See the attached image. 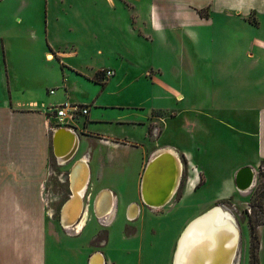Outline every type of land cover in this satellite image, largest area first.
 <instances>
[{"label": "crops", "instance_id": "crops-1", "mask_svg": "<svg viewBox=\"0 0 264 264\" xmlns=\"http://www.w3.org/2000/svg\"><path fill=\"white\" fill-rule=\"evenodd\" d=\"M170 7L167 3L145 0H138L136 4L128 0H57L46 6L44 36L41 37H45L47 46L29 53L32 55L29 62L16 63V57L6 53L5 63H0V130L8 135L11 143L7 147L16 152V157L0 164V264H48L46 243L49 238L60 239L56 240L50 229L55 226L53 218L46 221L44 217L45 130L51 131V147L53 130L66 127L75 133L78 140L76 152L80 151L79 159L84 160L89 169L88 182L94 173L93 164L95 174L101 180L115 170L125 169L130 175L134 174L138 194L147 154L143 153L140 160L134 157L140 144L135 136L122 129L129 124H143L145 117L156 138L164 129L166 134L170 131L178 133L176 141H166L155 147L171 148L188 161L190 177L179 200L186 199L202 183L219 175L225 185L216 198L234 196V176L243 166L253 168L256 180L259 166L264 161V61L254 55L255 50L249 44L244 50L248 62L243 67L235 64L232 57L225 66L226 74L220 68V73L224 74H218L220 78H216L214 87L220 91L217 95L202 94L197 91L196 84L192 103L181 89L153 75L151 83L163 88L172 101L166 103V108L154 104L151 97L126 104L117 102L122 92L120 85L132 84L127 80L128 74L123 72L137 66L140 37L152 41L157 36L166 39V14L171 23H181L190 39L195 40L196 34L190 29L189 22H206L216 14L245 20L251 17L258 23L264 17V0H176V8ZM191 8H195V12ZM205 8L207 14L200 15L198 10ZM140 27L146 32L140 34ZM233 51L237 54L236 50ZM151 68L161 70L160 65ZM178 68L179 73H183L192 67ZM106 69L114 72L109 78H104ZM182 76L179 75L180 82ZM32 77L54 85L56 88H51L53 94L46 95L27 85L28 78ZM230 84L239 88L241 95H232L225 100L219 95ZM109 86L114 88L109 91ZM77 87L79 90L75 89ZM87 89L90 90L86 93ZM178 95L179 100L176 99ZM63 102L84 104L89 109L87 114L69 120L68 125L58 126L55 119L48 118L46 109ZM180 102L184 106L176 109L175 105ZM108 110L113 112L107 115ZM99 122L115 124L118 129H93L90 126ZM236 157L243 159L235 161ZM65 180L70 188L69 178ZM92 186V200L102 197L105 190L109 191L110 199L98 198L96 205L91 204V215L86 209L75 231L72 226H59L57 222V227L75 237L64 239L72 243L70 251H74L76 264H90L95 254H83L89 237L97 230L96 224L86 230L93 216L99 218L106 211H112L107 218L108 224L99 218L100 222L111 227L119 217L116 213L124 215L126 209L120 210L119 207L117 210L115 191L97 186L95 182ZM98 203L103 204L100 206L104 211L99 210ZM126 212V218L133 217L128 216L131 214L128 208ZM263 231L264 226L260 235Z\"/></svg>", "mask_w": 264, "mask_h": 264}, {"label": "rangeland", "instance_id": "rangeland-1", "mask_svg": "<svg viewBox=\"0 0 264 264\" xmlns=\"http://www.w3.org/2000/svg\"><path fill=\"white\" fill-rule=\"evenodd\" d=\"M54 1L57 0H0V63H5L3 60H5V56L7 58L6 53L10 54L12 58L16 57V63L25 60L29 62L32 58L29 53L47 46L45 37L42 38L41 36H44L46 6ZM128 1L134 4L138 2V0ZM145 1H155L158 4L165 5L167 3L171 6L169 9L175 7L176 2V0ZM191 9L194 10L192 12H195V8ZM207 10V8L199 9L198 13L205 15ZM161 20L164 21L163 15ZM246 20L216 14L214 18L206 22H189L190 29L196 34L195 38L197 40H195L192 37L190 39L187 31L183 30L181 23H171L170 17L168 18L166 14V39L157 36L158 38L156 37L152 41L140 37L136 56L137 66L133 70L123 72L128 74L127 80L132 81V84L129 86L120 85L122 92L117 102L126 104L131 100L133 102L136 100L143 101L147 97H151L154 104L159 103L166 108V103L172 101L169 100L170 96L163 88L151 83L150 77L153 75L159 76L160 79L172 87L181 89L183 93L189 96L192 103L196 84H198L197 91L203 92L202 94L217 95L220 91L214 87L217 81L216 78H220L224 73L226 74L225 66L230 58L234 57L235 64L241 67L248 62L244 51L248 44L254 48V55L261 57V60L264 61V17L260 18L259 23L251 17L246 18ZM155 27L156 30H159L158 25H155ZM139 32L142 34L146 31L140 27ZM198 42L199 44L196 45ZM202 44L205 45L202 47ZM233 50H236L237 54ZM152 65H160L161 70L151 68ZM182 66L192 68L179 73L178 67ZM195 66H197V69H195ZM200 66H203V68ZM220 68L224 73H220ZM25 70L27 72V69ZM180 74L185 76V78L181 77V82ZM191 75L193 76L191 77ZM134 78L135 81H133ZM222 79L226 80L225 77H222ZM28 81L29 83L26 84L35 90L38 89L50 96L53 94L50 93V89L54 85L51 86L48 82L44 84L37 77L28 78ZM112 88L114 87L109 86V91ZM75 89L77 90L78 87ZM89 90L87 89L86 93ZM232 95L240 96L241 93L239 88L232 87L230 84V86L224 87L219 96L226 100ZM158 98H161V100ZM176 99L181 98L178 95ZM181 106H184V103L176 104L175 108ZM112 112L113 110H108L107 115ZM145 119L146 117L143 118V124L139 122L125 125L122 130H126L128 135L135 136L136 141L140 144L138 151L134 152V157L137 156L140 160L143 153H146L145 159L147 161L152 152L158 149L155 147L156 145L166 143V141H176L178 133L170 131L166 134L164 129L162 135L156 138L153 128H150V123ZM52 124L54 125V123ZM90 126L93 129L99 127L118 129L117 125L109 122L92 123ZM241 127H243V124H241ZM161 128H164V125H161ZM50 133L51 131L48 130L43 132L45 154L42 196L45 220L48 221L49 218H53L55 226L50 229L54 232L53 236L56 240L60 239L55 241L49 238L48 243H46L47 261L48 264H76L74 251H70L72 243L65 240L75 237L74 235L69 236L68 233L57 227V211L61 201L55 204L52 200L56 194H61L62 191L64 193L62 198L68 196L69 190L65 177L72 164L79 159L80 151L78 150L68 162L60 165L53 154ZM238 135L242 137V135ZM10 143L6 132L0 130V164L5 160L8 162L16 157V152L9 150L7 147ZM178 157L182 163L179 186L171 200L159 208H150L142 204L140 194L137 192L134 174L132 176L127 170L118 169L101 180L96 176V169L94 164L92 165L94 173L84 192V211L87 209V212L91 215V204H93L91 201L93 202L92 197L94 196L93 182L97 186L115 191L118 195V203L115 202L118 205L117 210L124 207L126 209L124 215L123 213H120V215L116 213V216L119 217L117 216L118 219L111 227L93 216L92 222L88 223L86 230L92 229L94 224H96L97 230L89 237L88 247L83 248V254L100 252L105 258V264H173L177 239L184 226L197 215H203L217 205L223 207L229 219H231L230 215L232 216L238 229V250L233 264H251V251L254 244L256 245L254 249L257 262L258 264H264V231L260 235V229L264 226V177L262 176L264 175V161L261 170L256 174L253 186L246 192L235 189L234 196L217 199V195L222 192L225 185L221 182V175H219L213 176L209 182L202 183L197 191L186 199L179 200L190 177V167L188 161L180 153H178ZM240 159L243 158L236 157L235 161ZM133 202L139 204V212L134 219H128L126 218V210ZM51 209L55 210V215L52 217H50ZM100 220L105 221L107 217L105 216L104 219L101 218ZM251 224L257 225L255 241L250 234Z\"/></svg>", "mask_w": 264, "mask_h": 264}, {"label": "water", "instance_id": "water-1", "mask_svg": "<svg viewBox=\"0 0 264 264\" xmlns=\"http://www.w3.org/2000/svg\"><path fill=\"white\" fill-rule=\"evenodd\" d=\"M77 142V137L72 130L66 127L57 128L52 136V148L56 161L59 163L68 162L75 153L74 150L76 149ZM81 173L83 174L80 175ZM88 174V166L82 159L77 160L68 173L70 195L62 206L60 213L61 223L65 227L75 225L84 215L82 198L78 196V193H82L83 195L88 182ZM181 175L182 163L176 151L168 147L158 148L153 151L145 163L140 179L139 194L142 204L150 208H159L167 204L179 186ZM81 176L83 177L81 178ZM81 179L84 185L83 189L81 187L78 188V180ZM254 180L255 172L253 168L243 166L235 173V188L241 192H246L251 189ZM99 200H101V197H99ZM70 204L76 206V210L73 213H76L77 217L75 216L74 219L68 221L66 219L71 211L69 208ZM100 205L103 204L100 203ZM128 212H131L129 214L133 216L131 218H135L138 213V205L131 203L128 207ZM203 216L204 214L197 216L184 228L178 239L174 258L185 231L192 223L197 222ZM228 239H220L214 244V247L216 248L217 245V248H214V250L210 248L208 254L197 256L194 254L195 259H192V261L189 259L188 264H233V257L236 254L237 246L235 245L234 248L233 246H227Z\"/></svg>", "mask_w": 264, "mask_h": 264}, {"label": "bare ground", "instance_id": "bare-ground-1", "mask_svg": "<svg viewBox=\"0 0 264 264\" xmlns=\"http://www.w3.org/2000/svg\"><path fill=\"white\" fill-rule=\"evenodd\" d=\"M53 131H56V130H53ZM75 150H74V152L76 153ZM60 164H63V163H60ZM82 177L83 176H81V178ZM83 186L84 185L82 184V179L78 180V188H80V187L82 188ZM78 196L81 197L82 201H83L84 197H83L82 193H78ZM110 196L111 195H110L109 191L105 190L104 194L101 198L105 199V197H106V199L107 198L110 199ZM98 198L96 199V201H95V197L93 198V202H92L93 205L97 204ZM137 205H139V204H137ZM99 206H100V204L97 205V207H99ZM69 208L71 211H70V214L66 220L71 221L72 219H74L75 216L77 217V214L73 213L76 210V206L70 204ZM83 208H84V205H83ZM110 208H109V210H110ZM101 209L104 211L103 206H100L99 210H101ZM138 211H139V206H138ZM111 213H112V211H110V212L106 211V213H103L100 216L102 218H104L105 216L108 218L109 216L112 215ZM96 214L99 215V213H96ZM130 216L131 215H129V217ZM197 216H200V214ZM196 217H194V218H196ZM230 217H231V219L228 218V216L226 215L222 206L216 205V206H213V208L210 211L205 213L204 216L202 218H200L197 222L192 223L189 226V228L185 231L182 239L180 240V247H179L178 251H176L175 258L173 257V264H188L189 259L191 261H192V259H195L194 254H196V256L200 255V254H202V255L208 254L209 249L211 248L214 250V248H215L214 244L216 242H218L220 239L230 238V239H228L227 246H233V248H234V246L236 245L237 246L236 253H237V250H238V229H237L231 215H230ZM192 220H190L184 226V228ZM77 224H78V222H76V224L72 226L73 231H75V229H76L75 227L77 226ZM68 228H71V227H68ZM184 228L182 229L181 233L183 232ZM181 233L179 234L178 239H179ZM178 239H177V242H178ZM205 248H207V249H205ZM216 248H217V245H216ZM233 248H232V250H233ZM174 254H175V252H174ZM224 254H225V251H224ZM235 255H234V257H235ZM234 257H233V261H234ZM104 263H105L104 256L98 252L93 254L91 259H90V264H104Z\"/></svg>", "mask_w": 264, "mask_h": 264}, {"label": "built area", "instance_id": "built-area-1", "mask_svg": "<svg viewBox=\"0 0 264 264\" xmlns=\"http://www.w3.org/2000/svg\"><path fill=\"white\" fill-rule=\"evenodd\" d=\"M113 74L114 72L111 69L103 71L104 78H109ZM53 92L54 90L50 89V93ZM88 109L89 107L84 104L63 102L48 107L46 109V114H48V118L55 119L56 125L65 126L69 124V120L87 114Z\"/></svg>", "mask_w": 264, "mask_h": 264}, {"label": "flooded vegetation", "instance_id": "flooded-vegetation-1", "mask_svg": "<svg viewBox=\"0 0 264 264\" xmlns=\"http://www.w3.org/2000/svg\"><path fill=\"white\" fill-rule=\"evenodd\" d=\"M67 178H68V176H66ZM65 177V178H66ZM68 180V179H67ZM69 188V187H68ZM69 191H70V188H69ZM63 191L61 192V194H56L55 196H54V198H53V202L56 204L57 202H60L61 201V203H60V206H59V208H58V211H57V222H58V224H59V226H63L62 225V220H61V218H60V213H61V208H62V206L64 205V203L68 200V198H69V195L66 197V198H62V196H63ZM52 210V213L50 214V217H52V216H54L55 215V210L54 209H51ZM57 210V209H56ZM106 222H107V220H105ZM104 221V222H105ZM105 222V223H106ZM93 253H96V252H93ZM105 264V263H104Z\"/></svg>", "mask_w": 264, "mask_h": 264}, {"label": "trees", "instance_id": "trees-1", "mask_svg": "<svg viewBox=\"0 0 264 264\" xmlns=\"http://www.w3.org/2000/svg\"><path fill=\"white\" fill-rule=\"evenodd\" d=\"M261 168H262V163L260 164V166H259V170H261ZM260 174H261V172H260ZM263 177H264V175H262ZM264 224V223H263ZM256 226L257 225H255V224H251L250 225V234H251V236H252V239L255 241V239H256ZM256 245L254 244V247H255ZM254 247L252 248V251H251V253H252V260H251V264H258V262H257V259H256V256H255V249H254Z\"/></svg>", "mask_w": 264, "mask_h": 264}]
</instances>
